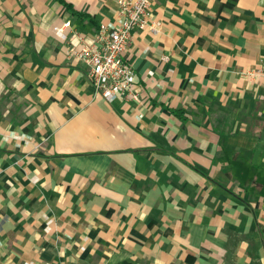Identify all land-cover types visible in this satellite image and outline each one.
<instances>
[{
    "label": "crops",
    "instance_id": "1",
    "mask_svg": "<svg viewBox=\"0 0 264 264\" xmlns=\"http://www.w3.org/2000/svg\"><path fill=\"white\" fill-rule=\"evenodd\" d=\"M64 1L0 0V264H264V0H149L109 103L66 47L116 0Z\"/></svg>",
    "mask_w": 264,
    "mask_h": 264
},
{
    "label": "built area",
    "instance_id": "2",
    "mask_svg": "<svg viewBox=\"0 0 264 264\" xmlns=\"http://www.w3.org/2000/svg\"><path fill=\"white\" fill-rule=\"evenodd\" d=\"M149 0H116V11L108 20L99 23L90 42L80 35L72 34L66 54L83 64L86 75L97 98L109 103L117 97L129 102H139L137 80L132 67L123 57L133 31L153 28L149 20ZM55 27L54 32L61 41L67 42L63 28H70L69 22ZM249 79H260L264 83V68L250 70ZM21 138V137H18Z\"/></svg>",
    "mask_w": 264,
    "mask_h": 264
},
{
    "label": "trees",
    "instance_id": "3",
    "mask_svg": "<svg viewBox=\"0 0 264 264\" xmlns=\"http://www.w3.org/2000/svg\"><path fill=\"white\" fill-rule=\"evenodd\" d=\"M58 1L63 5L65 10H67L69 12H73L74 14H77V15H80V16L83 15V14L78 13V11H76L70 3H67L64 0H58Z\"/></svg>",
    "mask_w": 264,
    "mask_h": 264
}]
</instances>
